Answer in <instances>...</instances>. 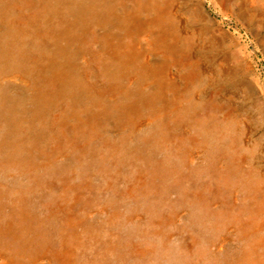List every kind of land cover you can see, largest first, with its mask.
Returning a JSON list of instances; mask_svg holds the SVG:
<instances>
[{
    "label": "rangeland",
    "instance_id": "rangeland-1",
    "mask_svg": "<svg viewBox=\"0 0 264 264\" xmlns=\"http://www.w3.org/2000/svg\"><path fill=\"white\" fill-rule=\"evenodd\" d=\"M17 1L0 7V41L19 55L0 48V214L35 233L50 221L42 204L67 191L68 209L110 234L105 264H229L228 251L249 252L242 224L258 210L242 209L250 173L233 157L264 117V25L244 20L240 0H54L21 26L9 17ZM213 64L222 77L207 83ZM202 87H217L210 104ZM49 224L33 254H59L63 217ZM116 241L142 256H109L114 245L130 256ZM209 244L213 254L183 252Z\"/></svg>",
    "mask_w": 264,
    "mask_h": 264
},
{
    "label": "bare ground",
    "instance_id": "bare-ground-1",
    "mask_svg": "<svg viewBox=\"0 0 264 264\" xmlns=\"http://www.w3.org/2000/svg\"><path fill=\"white\" fill-rule=\"evenodd\" d=\"M70 1L76 4V2L80 0ZM240 4V13L248 24L254 26L264 25V0H240ZM44 5L47 9H44ZM1 6L2 0H0V7ZM56 6L57 3L54 2V0H52V2L51 0H41L40 2H35L34 0H18L17 3H15V5L13 6V9L10 11L9 17L21 26L30 24L24 21L29 16L35 22L40 23L41 18L44 20V18H47V15L51 13L49 11V8L54 9ZM2 10L4 9H1L0 11ZM2 14H4V12H0V15ZM228 17L223 15L221 20H229ZM1 41L4 43H2ZM1 41L0 43L2 44H0V48H4L3 54H5L10 61H12L13 57H19L17 47L11 49L12 45L6 44V42H9L10 40H8L4 34L1 35ZM262 45L264 46V40L262 42ZM16 46L19 45L16 44ZM217 67H221V65L213 64V68L204 72L205 78H207V83L218 80L217 74L219 75V77H222V74ZM223 68L225 67L223 66ZM222 72L225 73L223 70ZM232 72L234 74L236 73L233 70ZM192 77L194 78L196 76L193 75ZM215 88H200L201 93H203L202 97H205L202 101V104H210L212 102L213 97L211 96V94L213 92H217ZM260 91L262 92V88H260ZM249 94L251 95V91L247 90V96H250ZM226 98H230L231 101L233 99L231 98V94H228ZM249 99L250 98H247V100ZM231 107L229 109V112L231 111L232 118L234 119L236 118V114L233 113V107ZM229 112L224 114V118L226 115L227 118L231 117V113L229 114ZM222 124L223 122L220 123V126ZM234 125L235 127H237V125H242L241 119L236 118ZM254 128H257V126H255ZM258 128H260V131L259 135H256L257 138H251L249 140V138H247V132L249 131L247 130L243 135V138L246 139L244 143L246 146L242 144L239 146L235 145V147L237 146V148H235L237 155L233 157L235 166L240 167L241 164L245 162L247 165L242 166V168L246 169L247 175L248 172L250 173V182H246L247 186L251 187H249V189H246V196L248 197L247 200L250 205L247 203L248 206H245L242 209H248L249 206L253 205L255 206V209L258 210V212L253 213V211H251V207L250 212L252 213L248 212V214H246L251 217L249 218L250 221L242 224V230L246 234L243 232L244 235L241 238L243 244L241 245V247L247 246L249 252L244 251L240 256L237 257V253L228 251L226 257L229 260V264H264L263 260L260 259L262 257H259V254H264V117L260 125H258ZM217 130L224 135L226 133L222 130V127L221 129ZM243 138H241V142H243ZM140 175H137V173L135 174V176ZM137 184L138 180L134 178L131 181L130 186L126 188V193H129L131 190L135 189L137 187ZM256 188L263 194L258 195L259 192L255 191ZM2 190L3 189H1L0 194H2ZM23 197L24 195H22L19 199H14L13 203L18 206V203L22 202L21 200L23 199ZM68 201V192L64 191L63 197H61L60 199L53 200V194H51L47 201L42 204L43 210H45V213L47 215L45 219L52 221V218L59 216L63 217V224L58 231L60 232L57 242V250H60L59 254L49 252H38L33 254V251H29L30 247L28 246L33 245V241L35 239L33 235H36V237L39 235L41 239H45L47 237L46 229L50 226V221L48 223L44 221L43 225H39L37 231L33 233V230L31 231L29 230V228L23 227L16 220L12 221L10 218H7V216H2L0 214V264H105V253L102 251L100 257H98V254L100 253L99 249L101 248V240L105 241L104 235H107L108 233H104L105 231H100L99 227H94V230L91 231V228H89L85 216H83L82 219L79 215L72 213L68 209L70 206ZM239 218L240 217H238L237 219ZM19 220H22L24 224V221H27L26 223H31L28 219L27 214L25 213H22V216L19 218ZM46 223L49 225H47ZM217 224V222L214 223V225ZM258 231H261L259 232L261 235L257 238L256 232ZM254 233L256 234L253 235ZM224 237L225 236H222V239H224ZM114 239L115 238L112 237V243H114ZM107 243L108 242H106V244ZM115 244H117V246H128L129 250L131 251L129 253L130 256L118 252L116 245L112 246L113 251L107 252L109 256L127 259H135L137 257L139 259V257L142 256V253H140L139 250H136L137 246L135 245H129L128 243H123L121 245L120 243H118V241H116ZM220 244L221 242H218L217 247H215L214 250L217 253H225L227 250L219 246ZM211 246L212 244H209L208 246L206 245L204 246V249L196 251V253H193V251L190 250L183 252L186 256L191 258H195L197 256L201 257L208 254H213V250L210 249ZM212 247L214 248V246ZM164 248L165 246L163 247V250ZM172 251L173 249H166L165 257H169ZM251 252H254L253 256ZM197 262L199 261L197 260Z\"/></svg>",
    "mask_w": 264,
    "mask_h": 264
}]
</instances>
